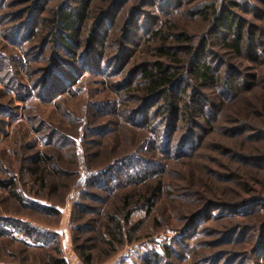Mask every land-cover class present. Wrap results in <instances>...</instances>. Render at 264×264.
<instances>
[{
  "label": "rangeland",
  "instance_id": "rangeland-1",
  "mask_svg": "<svg viewBox=\"0 0 264 264\" xmlns=\"http://www.w3.org/2000/svg\"><path fill=\"white\" fill-rule=\"evenodd\" d=\"M227 1L127 0L110 27L105 57L127 47L128 66L155 60L160 38L152 39L150 30L168 33L165 24L170 22V33L185 30L198 38L210 26L212 13L206 5L214 2L219 8ZM237 1L241 6L232 10L246 26H253L256 44L248 51L241 42L242 55H236L222 46L221 37L208 34V53L216 55L203 59L215 61L217 80L203 87L202 104H207L195 111L196 124L180 115L168 139L164 116L149 115L148 121L132 116L142 92L134 87L136 76L117 85L126 71L107 78L116 62L106 74L86 70L52 99L37 92L38 68L47 65L39 58V37L49 29L37 27L33 37L25 28L20 31L24 16L17 14L31 0H0V264H55L54 259L71 264L73 258L84 264L77 255L79 247L91 253V264H143L152 253L170 264H190L193 259L211 264L212 258L218 259L214 264H226L233 256L238 258L232 264H264V248L259 252L257 245L264 204L250 214L227 216L221 209L210 210L198 223L190 221L204 204L223 208L264 199V0ZM44 2L47 15L63 0ZM109 2L92 0L81 43ZM133 6L142 14L134 28L126 24L123 30ZM144 23L149 24L147 29ZM13 27H18L15 33ZM172 39L167 42L170 46ZM228 74H233L236 97L223 91ZM36 154L51 160L34 165L31 157ZM157 161L162 166L157 167ZM36 166L43 173L41 181L31 173ZM122 166L125 174L118 173L117 179L91 185L106 169ZM141 169L146 175L139 174ZM155 185L160 189L147 201L144 194ZM126 195L129 205L124 209ZM80 204L86 206L83 212L78 210ZM109 215L126 229V239L110 254L104 227L110 225ZM245 225L249 229L242 234ZM130 227L135 231H128ZM233 228L235 234L224 237ZM192 232L193 237L184 240L194 247L193 255L185 252L183 238L179 240V235ZM165 246L174 250L171 257L165 255Z\"/></svg>",
  "mask_w": 264,
  "mask_h": 264
},
{
  "label": "trees",
  "instance_id": "trees-1",
  "mask_svg": "<svg viewBox=\"0 0 264 264\" xmlns=\"http://www.w3.org/2000/svg\"><path fill=\"white\" fill-rule=\"evenodd\" d=\"M44 1L31 0L21 12L19 11L18 14L16 13L17 16L20 15L18 16L19 18L24 16V19L22 18L23 25L21 24V27L20 25L18 26L20 27V31L25 28L32 37L37 31V27H48L49 29L47 34H42L41 37H39V58L40 60L45 59L44 61H46L47 65L38 68L39 76L34 79L35 86L33 85L37 92L41 95L48 94L49 99H52L55 95L69 89L86 70L99 71L106 74L107 69H110L112 63L116 62V69H112V71L109 72V75L106 74L107 78L110 79L112 77L123 75L122 73L126 71V74L124 75L125 77H122L123 81L120 80L118 84H116H124L136 76L137 80L134 87L140 88L142 92L137 96L139 97L140 102L132 111V116L134 117L138 115L143 118L142 121H148L149 115L157 118L164 116L167 120L164 135L168 139L170 138L169 136L171 135V132L174 133L176 130L172 123L178 121L180 115L185 118L187 123L191 125L193 123L196 124V122H194L195 111L198 112V108L204 110L202 105L207 104V102L202 104L203 99H205L203 87H207L205 86L206 82H215L216 77L214 74L218 71L215 67V61L211 62L203 59L206 57L211 58L213 55H216V52H213L214 54L212 55L208 53H211V48L207 44L208 34L212 37H221L223 40L222 42H224L222 46H224L225 49L227 48L234 52L236 55H242L241 42L244 41L245 48L250 51L253 50L257 41L253 33V26H246L245 19L232 10L234 7L238 8L241 6L237 0H228L227 3L222 4L219 8L215 6L213 2L206 5V11H208L209 8L212 16L210 17V26L205 31V34L203 33L199 35L198 38H195L185 30L180 32L173 31V33H170L173 29V25L168 22L165 24L168 33L162 32L161 29H154L149 32L152 39L160 38V44L155 48V50H157V53H155L158 57L155 60H142L128 66V64H130L131 55L127 53V47L125 49H119L120 52H117L113 57H105L106 44L108 42L107 39H109L110 35V27L113 25L117 13L122 9L123 4L127 0H111V2L108 3L94 20L93 26L89 29L83 43H81L83 40L82 29L88 20V13L92 0H63V2H61L56 8L50 10V13L47 15L43 14L45 11H48L46 8L47 2ZM70 1L73 3H70ZM142 1L143 0H141V2ZM164 1L165 4L169 3V0ZM140 14H142L141 8L139 9L137 6H133V8L127 13L123 30H125L126 24L128 27L134 28L137 25ZM109 23L111 24L109 25ZM144 24L147 29V25L149 24ZM18 27H13L11 30L15 33V31H17L15 29ZM37 34L38 33H36V35ZM170 38H173L172 41L174 44H172V46L167 44ZM119 41L121 42V39ZM48 44L51 46L47 47ZM82 45L84 46L83 52L79 53L77 49ZM120 46L122 47L123 45ZM47 48H50L49 52L47 53V56H44V52L48 51ZM57 49L64 50L66 56L60 54ZM179 54L183 55L184 59L179 58ZM215 58L218 59L219 56ZM228 73L232 72L229 70ZM232 75L233 74L230 76ZM230 76L229 74L227 78L225 76V80L222 82V88L226 94L236 97L238 91L236 86L232 87ZM190 129L191 128L185 132V136L189 137L190 134L188 135V132L190 133ZM165 143H167V141ZM31 160L33 164L35 163L34 165H38L39 162H46L51 159L49 156H39V154H36L31 157ZM148 161L153 163V160ZM156 164L157 167L160 165L162 166L158 161ZM125 165L126 164L123 165L124 169L126 168ZM123 166L120 168L117 167L116 170L113 167L106 169V171L99 177L93 178V183L91 185L96 186L101 180L103 182L105 181L104 184H107L106 181L110 182L111 179H117L116 177L118 173L125 174L124 170H122ZM139 171L140 175H146V170L141 169ZM31 173L37 177L39 181L43 179V173L42 171H40V173L38 172V166L32 168ZM100 177L102 178L98 179ZM158 185H155L153 188H150L145 192L144 198L147 201L150 200L155 192L160 189ZM128 197V195L123 197L124 209L129 205L127 200ZM262 204H264V199L261 198L242 200L234 204H223L225 208L218 206L206 208L209 205L204 204L203 207L192 213L190 221L198 223L203 214L205 212L209 213L210 210L219 211L221 209L220 211H222V214L227 216L234 214H250L253 212L254 208L259 207ZM78 208V210L83 212V210L86 209V206L80 204ZM107 219L109 220L110 225L104 226L108 231L106 233L107 237L105 238V243L108 245V253L110 254L116 250V244H121L126 239V229L119 219H115V215H109ZM125 220V222L128 221L127 218ZM78 228L81 229V226ZM241 228L243 229L241 233L245 234L248 232L246 230L249 229V226L247 227L245 225ZM259 228L261 229V235H259V243H257V245L260 252L264 248V244H262L264 240V224L259 226ZM234 229L235 228H233V230L229 229L230 231L228 230V232L226 231L224 237L228 236V238H231L230 234H232V236L235 234ZM184 230L185 229L181 230L179 234ZM187 230L189 231V228H187ZM128 231H135V228L130 227L128 228ZM193 233L194 232L186 234L187 236L184 237L179 235V240L182 238L184 240L186 237L192 238ZM28 234L33 235L34 233H31L30 230ZM34 235H36V233ZM38 236H41V234H38ZM183 240L180 242L182 243L185 252L187 251V253L193 255V251L195 250L194 247L189 246L187 242ZM164 248L167 257H171L172 253H175L170 246H165ZM77 255L82 259L84 264L92 263V255L90 252H87V248H77ZM232 255L235 254L232 253ZM236 257L237 256H233L232 258L229 257V259L226 260V264H232ZM161 259L165 260L166 258H161L158 254L152 253L145 257L143 264H161ZM216 259L217 258L214 260V258H212L211 264H214ZM54 260L55 264H64L62 259ZM164 264H170V262L166 261ZM190 264H203V261L200 260L199 262H196L195 259H193Z\"/></svg>",
  "mask_w": 264,
  "mask_h": 264
},
{
  "label": "built area",
  "instance_id": "built-area-1",
  "mask_svg": "<svg viewBox=\"0 0 264 264\" xmlns=\"http://www.w3.org/2000/svg\"><path fill=\"white\" fill-rule=\"evenodd\" d=\"M78 263H79V260L77 258L71 259V264H78Z\"/></svg>",
  "mask_w": 264,
  "mask_h": 264
}]
</instances>
